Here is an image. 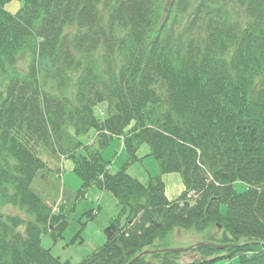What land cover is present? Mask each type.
<instances>
[{"label": "trees", "instance_id": "trees-1", "mask_svg": "<svg viewBox=\"0 0 264 264\" xmlns=\"http://www.w3.org/2000/svg\"><path fill=\"white\" fill-rule=\"evenodd\" d=\"M11 1L0 0V70L25 50L33 52L31 71L37 66L45 79L60 81L83 61L88 69L78 105L42 97L38 78L16 81L0 97V264H73L42 245L44 233L63 240L69 223L32 190L48 169L37 148L73 160L78 197L95 188L120 208L104 246L80 264H129L166 248L156 243L175 229L211 227L222 238L208 243L224 249L198 247L190 263L163 252L135 264H264V0H18L15 15L5 10ZM72 27L74 46L64 36ZM98 50L109 60L104 75L92 62ZM92 131L99 133L93 151L78 140ZM112 138L123 140L132 162L147 144L159 175L142 184L125 169L111 173L102 150ZM171 173L185 186L176 201L161 179ZM6 206L33 220L3 218Z\"/></svg>", "mask_w": 264, "mask_h": 264}, {"label": "rangeland", "instance_id": "rangeland-1", "mask_svg": "<svg viewBox=\"0 0 264 264\" xmlns=\"http://www.w3.org/2000/svg\"><path fill=\"white\" fill-rule=\"evenodd\" d=\"M22 7V2L14 0L5 5V10L15 15ZM104 8H102L103 15L105 14ZM237 19L240 23L242 22V18L240 19L239 15ZM75 35L76 27L67 28L65 30V40L68 41L67 43L70 44V46H74ZM81 50L82 49L79 47L78 51ZM31 53L33 52L29 50L20 52L16 58H14V63L10 61L5 65L4 69L0 70V97L2 96L5 98L10 90V85L16 83V81L21 82V85H23V80L25 79H28L27 83L35 81L37 83L38 78V91H40L42 97L47 95L48 99L53 97L64 103L65 100L68 99L74 105H78L76 103L77 92L79 90L78 83L85 76L84 71L88 69L87 62L83 61L78 70H76L75 67V73L66 74L60 81H55L52 78L48 77V79H45V76H41V71H37V66L35 76V72L33 73L31 71ZM86 58H89V56L83 57L84 60ZM92 62L96 64L94 65L92 63L94 67H96L98 73L104 75L109 71V60L107 59V54H105L103 50H98L93 54ZM120 66L121 62L112 63V68L116 70H118ZM54 73L55 70L52 74ZM105 106L106 105L96 108V115L99 119H101L100 110L102 111ZM103 111L105 112L106 108ZM94 137L95 134L92 132L88 135L79 136L78 140L88 147L89 150L93 151L98 149V143L91 146ZM37 153L43 161L47 162L48 169L42 171L34 181L32 190L51 207L55 205L58 206V210L61 214L67 216V221L69 223L64 233L63 240L55 241L49 234H42L41 239L43 248L51 250L53 256L60 258L62 261L80 264L90 258L98 248L104 246L106 242L104 231L111 220L119 217L120 208L117 206L118 203L113 196L98 189L88 191L86 197H78V192L82 187V181L74 172V162L72 159H62V157L46 152L42 148H37ZM86 154L87 149L82 148L78 151V155L86 156ZM102 155L110 165L111 173L117 174L125 169L131 177L136 178L142 184H147L151 177H156L160 172L158 163L151 155L150 147L147 144H142L137 150L136 160L134 162L130 161V156L126 152L121 138L110 139L108 146L102 150ZM57 158L59 159L57 160ZM162 179L165 185V196L169 201L178 199L185 191L182 178L179 175L165 174ZM235 189L238 193H243L246 190V186L238 183L235 185ZM97 210H99V212H97L98 215L90 219L89 214ZM221 211L225 214L227 211L226 206H221ZM1 214L3 218L17 216L33 220L32 216L27 215L24 211L14 206L2 207ZM20 231L23 232L24 229L22 228ZM221 238V229L217 227H211L204 232L195 229L188 231L175 229L164 240H159L156 246H165L168 249H187L198 243L220 240ZM72 241H74V243H72ZM199 257L200 256L192 250L190 252H179L176 260L180 263H190ZM217 264H240V261L238 258L229 261L220 260Z\"/></svg>", "mask_w": 264, "mask_h": 264}, {"label": "bare ground", "instance_id": "bare-ground-1", "mask_svg": "<svg viewBox=\"0 0 264 264\" xmlns=\"http://www.w3.org/2000/svg\"><path fill=\"white\" fill-rule=\"evenodd\" d=\"M92 132L95 134V137H94V140L92 141L93 143L91 144V146H94L95 143H98V142H99V133H98V132H94V131H92ZM92 132H91V133H92ZM66 158H67V159H71V158H68V157H66V156H62V159H66ZM102 158H103V156H102ZM103 160L108 164V162H107L104 158H103ZM108 169H109V170L111 169L109 164H108ZM61 176H62V175H61ZM93 189H95V188H93ZM91 190H92V189H90L89 191H91ZM86 193H88V191H87ZM86 193L84 194V196L79 197V198L86 197ZM48 205H49V204H48ZM49 206H50V205H49ZM50 207H51V206H50ZM51 208H52V210H53V212H54L55 214L61 215V212L58 210V206L55 205L54 207H51ZM26 219H27V218H26ZM26 219H25V220H26ZM27 220H30V219H27ZM151 254H154V253H151ZM140 255H141V254H140ZM140 255H139V256H140ZM148 255H149V254L143 256L142 258H144V257H146V256H148ZM139 256H137L136 258H138ZM136 258H134L132 261H134ZM142 258H141V259H142ZM141 259H139V260H141ZM139 260H138V261H139ZM132 261H131V262H132ZM138 261H137V262H138ZM131 262H130V263H131ZM130 263H129V264H130ZM135 263H136V262H135ZM135 263H134V264H135Z\"/></svg>", "mask_w": 264, "mask_h": 264}, {"label": "water", "instance_id": "water-1", "mask_svg": "<svg viewBox=\"0 0 264 264\" xmlns=\"http://www.w3.org/2000/svg\"><path fill=\"white\" fill-rule=\"evenodd\" d=\"M200 246H211V247H215V248H225V247H220V246H216V245H212V244L200 243V244H197V245L193 246L190 249L197 248V247H200ZM182 250H186V249H176V250L175 249H172V250H165V251L166 252H180ZM160 252H164V251H160ZM147 254H150V253L149 252L142 253L138 258H136L130 264H134L135 262H137L139 259H141L143 256H145Z\"/></svg>", "mask_w": 264, "mask_h": 264}]
</instances>
